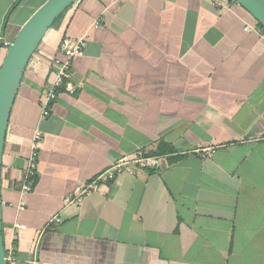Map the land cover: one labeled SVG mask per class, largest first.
<instances>
[{
    "label": "crops",
    "instance_id": "1",
    "mask_svg": "<svg viewBox=\"0 0 264 264\" xmlns=\"http://www.w3.org/2000/svg\"><path fill=\"white\" fill-rule=\"evenodd\" d=\"M46 1L0 0V69L5 43ZM259 27L231 0L70 8L32 58L9 122L1 186L5 248L15 244L8 264H264ZM64 37L86 47L42 121ZM38 130V177L22 194ZM161 143L169 151L158 167L65 203L123 156H150Z\"/></svg>",
    "mask_w": 264,
    "mask_h": 264
},
{
    "label": "water",
    "instance_id": "2",
    "mask_svg": "<svg viewBox=\"0 0 264 264\" xmlns=\"http://www.w3.org/2000/svg\"><path fill=\"white\" fill-rule=\"evenodd\" d=\"M80 0H47L22 26L9 47L0 69V264H8L3 235L1 200L6 136L12 110L25 72L42 40L53 25ZM264 28L263 0H233Z\"/></svg>",
    "mask_w": 264,
    "mask_h": 264
},
{
    "label": "built area",
    "instance_id": "3",
    "mask_svg": "<svg viewBox=\"0 0 264 264\" xmlns=\"http://www.w3.org/2000/svg\"><path fill=\"white\" fill-rule=\"evenodd\" d=\"M264 1V0H263ZM100 22H96L99 25ZM246 31H251L252 28L247 26ZM257 33L264 39V29L258 28ZM5 46L9 49L10 43H5ZM86 47V43L83 39H72L64 37L60 42V53L64 59L56 57L52 60V66L56 69L55 80L52 86L44 95L42 100V115L41 120H47L51 116L50 104L56 100L59 89L66 84L71 78L70 65L71 61L82 55ZM43 139V134L40 130L35 132L32 141V150L28 159V167L25 170V178L21 186L22 194H30L34 190V182L38 177V157H39V143ZM208 156L210 155L207 153ZM160 165V157L158 156H145L142 153H138L134 156H123L117 163H115L105 175L100 176L96 180L88 184H83L77 188L72 197H67L65 203L68 205H80L84 198L91 193L99 191L102 184H106L112 180H115L118 176L123 174L135 173V168L139 169H151L156 168ZM24 204L20 205V210H24ZM54 222H59L58 219H54ZM16 238H14L15 240ZM15 244L14 242L7 249L5 258L7 262L14 260Z\"/></svg>",
    "mask_w": 264,
    "mask_h": 264
},
{
    "label": "trees",
    "instance_id": "4",
    "mask_svg": "<svg viewBox=\"0 0 264 264\" xmlns=\"http://www.w3.org/2000/svg\"><path fill=\"white\" fill-rule=\"evenodd\" d=\"M231 1H233V0H231ZM61 19V18H60ZM59 19V20H60ZM58 20V21H59ZM57 21V22H58ZM56 22V23H57ZM55 23V24H56ZM54 26V25H53ZM260 26V28H262V29H264L261 25H259ZM69 38V37H68ZM63 87V86H62ZM61 87V88H62ZM168 148H167V145L165 144V143H161L159 146H158V149L157 150H155L152 154H149L150 156H160V155H163V154H167L168 153ZM6 249V251H7V248H5Z\"/></svg>",
    "mask_w": 264,
    "mask_h": 264
},
{
    "label": "rangeland",
    "instance_id": "5",
    "mask_svg": "<svg viewBox=\"0 0 264 264\" xmlns=\"http://www.w3.org/2000/svg\"><path fill=\"white\" fill-rule=\"evenodd\" d=\"M7 51H8V48H7Z\"/></svg>",
    "mask_w": 264,
    "mask_h": 264
}]
</instances>
